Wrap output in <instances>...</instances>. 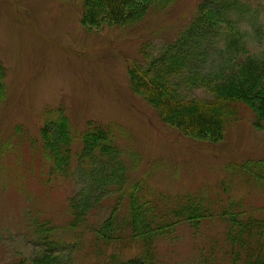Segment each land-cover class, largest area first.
Wrapping results in <instances>:
<instances>
[{
	"label": "rangeland",
	"instance_id": "1",
	"mask_svg": "<svg viewBox=\"0 0 264 264\" xmlns=\"http://www.w3.org/2000/svg\"><path fill=\"white\" fill-rule=\"evenodd\" d=\"M201 1L176 0L124 27H89L81 0H0V58L7 69L0 106V264L30 258L42 248L32 232L34 223L63 227L71 219L68 197L80 186L50 179L40 133L59 109L71 118L76 139L91 120L113 126L124 147L138 156L132 180L142 179L150 192L199 196L195 206L212 217L185 216L169 239L159 241L160 262L233 264L230 221L218 214L228 202L264 214V181L255 184L231 167L251 163L259 175L264 129L254 127L252 112L241 105V116L230 122L222 140L185 136L162 120L129 79L131 64L175 41ZM234 18L245 32L248 53L264 57V0H245ZM194 93L207 96L202 89ZM79 252L78 264L98 260ZM134 254L133 248L125 252L126 257Z\"/></svg>",
	"mask_w": 264,
	"mask_h": 264
},
{
	"label": "trees",
	"instance_id": "2",
	"mask_svg": "<svg viewBox=\"0 0 264 264\" xmlns=\"http://www.w3.org/2000/svg\"><path fill=\"white\" fill-rule=\"evenodd\" d=\"M81 1L89 27H124L176 0ZM244 4L245 0H202L175 41L158 55L144 53L143 61L129 68L133 90L185 136L222 140L230 122L241 116V105L252 112L254 127L264 129V57L248 53L245 32L234 18ZM6 75L0 58V106ZM197 89L207 96H197ZM40 133L50 179L72 180L80 187L68 197L69 223L63 227L50 221L34 223L32 232L42 248L12 264H78L79 251L98 259L89 264H163L156 253L161 239H169L185 216L195 221L212 217L195 206L198 195L157 194L142 179L133 181L131 169L138 156L124 147L111 125L91 120L76 139L71 118L59 109L45 120ZM231 167L255 184L264 181L260 162L259 175L251 163ZM159 195L175 197V203ZM219 211L230 221L232 263L264 264V214L238 210V202H228ZM131 248L135 254L126 257Z\"/></svg>",
	"mask_w": 264,
	"mask_h": 264
}]
</instances>
